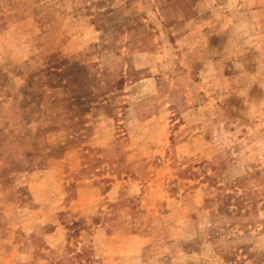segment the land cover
I'll list each match as a JSON object with an SVG mask.
<instances>
[{
	"label": "rangeland",
	"instance_id": "1",
	"mask_svg": "<svg viewBox=\"0 0 264 264\" xmlns=\"http://www.w3.org/2000/svg\"><path fill=\"white\" fill-rule=\"evenodd\" d=\"M0 264H264V0H0Z\"/></svg>",
	"mask_w": 264,
	"mask_h": 264
}]
</instances>
